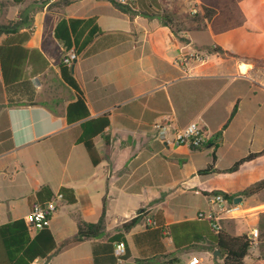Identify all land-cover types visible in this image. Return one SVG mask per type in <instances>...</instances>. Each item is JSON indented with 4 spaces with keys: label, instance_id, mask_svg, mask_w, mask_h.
Here are the masks:
<instances>
[{
    "label": "crops",
    "instance_id": "1",
    "mask_svg": "<svg viewBox=\"0 0 264 264\" xmlns=\"http://www.w3.org/2000/svg\"><path fill=\"white\" fill-rule=\"evenodd\" d=\"M52 4L0 0V27L10 28L0 34V228L24 220L42 187L54 196L68 188L76 202L58 201L49 227L57 248L32 264H95V258L112 264L120 242H110L118 234L124 235L129 253L118 264H189L194 257L199 264H224L221 255L214 256L219 249L208 250L211 241L200 238L199 217L209 219L211 214L218 228L232 236H249L258 229L260 239L245 264L263 261L264 189L251 196L242 192L264 180V156L237 173L199 175L203 169L196 166L195 156L205 148L212 154L213 145L202 150L167 145L155 130L157 123L168 125L171 133L196 123L208 141L222 132L218 171L238 161L233 158L230 166L221 168L223 152L233 156L244 141L264 142V64L255 61L259 54L252 49L261 30L250 22L233 29L211 22L206 30L184 31L177 37L158 18L131 16L109 0ZM92 18L96 22L91 30L97 25L103 35L98 33L87 49H100L78 56L73 76L90 118L109 116L110 126L95 138L102 157L98 166L78 143L83 121L67 120L68 106L77 97L62 79L61 64L74 49L67 50L56 37L61 20ZM196 33H207L210 43H200ZM109 35L119 41L102 47ZM197 51L210 57L201 63ZM262 150L264 144L248 155ZM213 191L235 195L230 203L240 198L235 203L238 213L219 214L203 195ZM200 195L209 199V209L182 205ZM173 198L183 201L174 207ZM105 203L104 233L61 247L77 235L80 224L98 223ZM141 213V221L125 232L123 225ZM193 221L197 227L176 244L170 227ZM0 264H9L1 239Z\"/></svg>",
    "mask_w": 264,
    "mask_h": 264
},
{
    "label": "trees",
    "instance_id": "2",
    "mask_svg": "<svg viewBox=\"0 0 264 264\" xmlns=\"http://www.w3.org/2000/svg\"><path fill=\"white\" fill-rule=\"evenodd\" d=\"M75 0H53V6L69 5ZM117 9L121 12L129 14L131 16L141 15L147 19L158 18L162 25L169 28L175 36H179L184 31L196 32L206 30L209 23L213 22L215 26L224 25L228 29L235 28L237 23L250 22L255 27L261 30V34L257 37L252 49H255V53L259 54L255 61L257 63L264 64V0H201V4L198 8V13L193 15L183 12V4L180 0H137L133 5H121L115 0H109ZM96 22L95 18L87 20H61L56 28V37L63 41L67 50L74 49L77 57L80 55L89 56L98 52L100 45L93 46L87 49L93 43L95 36L99 33L103 35V32L96 25L91 30V26ZM10 28L0 27L1 33H8ZM120 39L124 38L123 35L119 36ZM106 43L102 46L105 47L109 44H113L119 41L112 35L104 38ZM182 40H184L182 38ZM217 50H221L216 47ZM62 79L71 89L75 91L77 100L71 103L67 109V120L69 124H73L79 121L81 123V135L78 139L79 144H83L87 150V153L94 166H98L102 157L96 147L95 138L105 132L110 126V120L108 114H105L98 118H90V112L86 103L85 96L81 90L78 82L71 73V67L61 64ZM237 107L234 108L232 115L228 121L236 114ZM228 123L224 125V129ZM222 138V132L214 135L207 143L195 150H202L207 145H213L211 162L208 166L199 171V175H209L214 173H237L241 167L259 157L264 156V150L258 153H250L246 157L241 158L234 163L232 167L224 171H218L215 166L218 160L217 157V141ZM264 189V180L257 183L253 187L245 189L242 194L251 196ZM60 193L63 194L64 200L68 203H75L76 197L73 190L68 188H62ZM203 195L211 197L212 195H222L225 199L232 202L234 196L222 191L203 192ZM53 193L48 187H42L36 193V203L44 204L50 201L53 197ZM33 205V206H34ZM145 213L139 214L137 217L131 219L123 225L124 231H129L136 224H138ZM105 216H106V203L104 204L103 213L100 220L96 224L86 225L80 224L79 230L76 236L64 241L61 247H66L70 244L81 242L87 239H93L100 237L105 230ZM202 221V222H201ZM202 223L201 237L211 241V245L208 250L219 249L221 257L224 260V264H245V258L250 254L252 248L251 241L247 235L232 236L224 230L215 229L213 224H216L215 219H205L199 217V221ZM197 221L185 222L175 224L170 227V234L172 235L174 242L178 244L179 240L184 238L186 231H192L197 227ZM23 227V228H22ZM0 239L4 246V250L9 259V264H32L37 258H46L51 252L57 248L55 239L49 229L42 230L36 237L31 238L29 236L28 229L24 220L17 221L13 224L5 225L0 228ZM199 240V238H196ZM124 235L118 234L111 239L113 242H123ZM107 244V247L113 251V246ZM96 253V251H95ZM129 256L128 250L126 255L121 259L125 260ZM120 260L114 258L112 264H118ZM139 264H145L143 261H138ZM95 264H100L98 259L95 258ZM255 264H264V260Z\"/></svg>",
    "mask_w": 264,
    "mask_h": 264
},
{
    "label": "built area",
    "instance_id": "3",
    "mask_svg": "<svg viewBox=\"0 0 264 264\" xmlns=\"http://www.w3.org/2000/svg\"><path fill=\"white\" fill-rule=\"evenodd\" d=\"M53 1V0H51ZM117 3L121 5H133L137 0H115ZM190 12L195 15L198 13L197 8H193ZM210 57L209 52L197 51L195 58L199 62H204L207 58ZM78 59L75 51L69 52L62 59V64L71 67L74 62ZM155 130L159 133V137L161 141L167 145L173 146H188L192 149H199L203 147L208 139L206 132L196 123L189 125L186 129L177 131L176 133H171L168 125L163 123H157L155 125ZM63 194L58 193L54 196L50 201L41 204L36 203L30 212L24 218V222L28 229L29 234L32 237L37 236L42 230L49 229L51 225V220L53 215L56 213L58 209V201L63 200ZM210 202L216 207L219 214H236L239 211V205L235 203H230L227 199L222 195H212L210 197ZM201 217H204L201 215ZM214 215L211 214L209 219H214ZM153 227H158V223L152 221L151 219L146 220ZM215 229H218L216 224H213ZM251 241L252 246L256 245L260 239V233L258 229H254L250 235L248 236ZM126 255V244L124 242H120L115 247V256L120 261ZM189 264H199V259L194 257Z\"/></svg>",
    "mask_w": 264,
    "mask_h": 264
},
{
    "label": "rangeland",
    "instance_id": "4",
    "mask_svg": "<svg viewBox=\"0 0 264 264\" xmlns=\"http://www.w3.org/2000/svg\"><path fill=\"white\" fill-rule=\"evenodd\" d=\"M181 3L183 4L184 8H183V12L184 13H190V10L195 8H199L200 2H197L198 0H180ZM196 39L202 43V44H208L210 43V37L207 33H196ZM263 115H261L262 117ZM262 125H264L262 123ZM264 129V127H262ZM264 139V138H263ZM243 142V141H241ZM264 142H256L254 141V143H249L248 141H244L242 145H240L237 148V152L235 153V155L231 156V155H225V153L223 152V157L222 160L220 162V167L221 168H227V166H230L231 160L233 158L237 160L241 159L242 157L248 155L249 152H256L257 150L262 149ZM211 151L207 148H205L203 150L202 154H198L195 156V164L198 168L204 169L206 168L207 164L210 162L211 160ZM234 159V160H235ZM183 201V199H174L172 200V202L170 203L172 206H178V203ZM183 206L195 210L197 211L198 209H209L210 206V202L209 199L205 196H197L195 198H191V199H186L184 201V204H182ZM257 248V247H255Z\"/></svg>",
    "mask_w": 264,
    "mask_h": 264
},
{
    "label": "water",
    "instance_id": "5",
    "mask_svg": "<svg viewBox=\"0 0 264 264\" xmlns=\"http://www.w3.org/2000/svg\"><path fill=\"white\" fill-rule=\"evenodd\" d=\"M74 69H75V65H72V67H71V73H72V74L74 73ZM238 200H241V199H240V198H237V199L235 200V203H238V202H239ZM219 255H221V252H220V251H216L215 254H214L215 257H217V256H219Z\"/></svg>",
    "mask_w": 264,
    "mask_h": 264
}]
</instances>
